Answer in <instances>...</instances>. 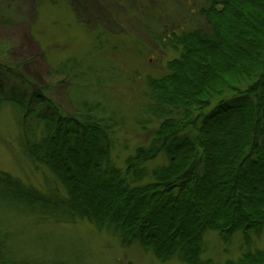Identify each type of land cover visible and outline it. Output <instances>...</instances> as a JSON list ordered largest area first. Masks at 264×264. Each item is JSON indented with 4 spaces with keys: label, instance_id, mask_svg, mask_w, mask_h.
<instances>
[{
    "label": "trees",
    "instance_id": "16d2710c",
    "mask_svg": "<svg viewBox=\"0 0 264 264\" xmlns=\"http://www.w3.org/2000/svg\"><path fill=\"white\" fill-rule=\"evenodd\" d=\"M201 1L206 28L171 33L177 57L164 77L147 82L150 99L164 108L152 113L162 119L124 171L111 163L109 127L85 104L62 118L43 93L26 99L22 67L0 60V91L9 80L18 84L4 102L22 116L23 151L66 192L45 197L0 173V201L11 216L40 209L60 220L85 219L159 261L185 264H214L201 259L206 233L224 242L241 233L240 257L223 264H264V248L251 246L252 236H264V0ZM158 156L166 165L141 184L145 165ZM7 224L0 220V264H30L14 258Z\"/></svg>",
    "mask_w": 264,
    "mask_h": 264
},
{
    "label": "rangeland",
    "instance_id": "374dc122",
    "mask_svg": "<svg viewBox=\"0 0 264 264\" xmlns=\"http://www.w3.org/2000/svg\"><path fill=\"white\" fill-rule=\"evenodd\" d=\"M202 5L201 0H0V63L12 70L22 67L20 92L26 99L43 93L62 118L79 113L85 104L109 127L111 163L124 171L126 160L151 143L162 119L152 113L164 108L150 99L147 82L164 77L166 64L177 57L168 46L169 35L204 30L198 14ZM17 87L9 80L0 91V173L45 197L63 199V186L45 167H35L23 151L22 116L4 102ZM166 163L158 156L146 164L141 184L149 183L150 173ZM6 204L0 201V220L8 222L17 260L185 264L159 261L152 252L138 244L124 245L118 235L88 220H60L40 209L13 217ZM241 235L224 242L217 233H206L201 259L214 264L236 261L244 250ZM252 239V250L264 248V236Z\"/></svg>",
    "mask_w": 264,
    "mask_h": 264
}]
</instances>
